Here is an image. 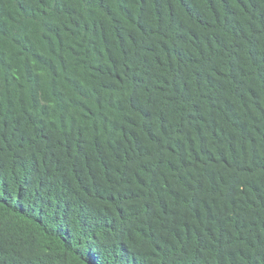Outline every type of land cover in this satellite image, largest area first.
Instances as JSON below:
<instances>
[{"label": "trees", "instance_id": "obj_1", "mask_svg": "<svg viewBox=\"0 0 264 264\" xmlns=\"http://www.w3.org/2000/svg\"><path fill=\"white\" fill-rule=\"evenodd\" d=\"M0 264H264V0H0Z\"/></svg>", "mask_w": 264, "mask_h": 264}]
</instances>
